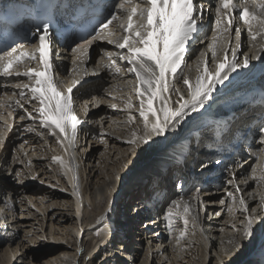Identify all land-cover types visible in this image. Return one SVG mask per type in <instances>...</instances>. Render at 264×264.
I'll return each instance as SVG.
<instances>
[{
  "label": "bare ground",
  "instance_id": "obj_1",
  "mask_svg": "<svg viewBox=\"0 0 264 264\" xmlns=\"http://www.w3.org/2000/svg\"><path fill=\"white\" fill-rule=\"evenodd\" d=\"M207 5H210L209 0H207ZM205 20V15H203V21L205 22ZM210 21L211 19L209 18V26H206L195 41L187 46L188 51L184 57V64L176 76V86L183 88L182 79L191 77L201 68V55L195 60L194 57H196L201 48L205 46V40L207 38L206 33L210 28ZM233 27L236 29V26ZM233 27L231 30H233ZM222 36L225 43H228L230 39V42L232 41L233 34L231 31L229 34H223ZM239 36L243 38V48H246L248 38L250 37L249 34L245 33L244 29H240ZM103 47L109 50L112 60H115L118 64L120 63L121 72L126 71L127 66L125 67L123 65V59L119 58L118 49L108 44H104ZM119 51L122 52L120 49ZM95 52H98L97 48ZM69 54L67 44L64 48L55 45L54 67L57 70L56 73L61 76V79L67 77L66 70L69 66ZM205 59L208 61L206 57ZM110 63L111 60L109 58L105 59L102 66L98 67V71L101 72L100 78L91 80L86 86L74 92V101L77 103L76 106L81 109L84 119V123L79 127L77 135L79 131H82L84 139H88L92 144L105 143L108 146L110 145V149L118 148L120 151L124 145H130L124 152L133 148H135L136 151L140 149V153H135L136 157L138 155H144L143 157H139V159L147 161L152 155L150 148L160 145L159 151L155 152L153 156V160L155 159L154 162H148L144 169L138 170L137 173L130 177L127 172L131 170L130 168L134 166L135 162L120 169L118 178H115L113 173L108 179L100 175H94L96 178L94 182L89 179V176L78 174L76 164L73 166L74 170L68 165L71 168L69 171L65 168L64 163L54 160L53 157L60 156L66 163V160L70 158L72 154V158L78 160L76 157L78 148L77 139L71 143H68L67 139H65L63 144H61L57 137H52L50 135L49 129L43 128L38 122L27 118L24 120L19 119L24 113L22 109L15 106V100H21L29 111H32L36 106L35 104L29 105L28 99H30V97H21V89L17 87V85L30 83V80L15 84L3 83L0 85V140H3V143L0 144V174L3 173L4 167L9 169L7 170L5 168L6 172H9V174H11L12 171L19 174L22 171L20 162L25 164L26 158L29 161V157L33 153L42 158L44 154L41 148L45 146L44 144H48L51 149V151L49 150V153H51L50 157L55 164L53 161L41 160H38L40 162L36 163L37 159H34L36 160L34 161V168H30V165L27 166V168L30 171H34L37 164H40L38 171H41L43 176L46 175L47 178H51L53 176L49 174L50 172L45 171L43 168L44 166H41L46 162H50L49 165L54 166V169L58 173L55 174V176L57 175V181H61V183L66 185L67 190L59 187L52 181L51 183L46 179L43 180L38 178L40 177L38 176L39 173L36 174V178L34 179L39 182L38 184L36 183L38 185L36 187H29L27 185L16 186L13 183L10 184L0 180V212L3 209L4 212H6V218L3 219V217H0V222L16 217L14 202L17 199L21 201L23 197H28L29 201L34 199L33 204L36 205V207L37 205L39 207V204L45 205V210L49 205L58 207L60 204L58 200L60 198L66 200L70 199L68 202L72 203V205L70 204L71 209L73 213H75L73 216L74 218L76 217L80 225L78 232H81L82 237L85 235L91 238L88 242L87 249H85L86 251H83V253L84 256L90 254L93 260L90 263L79 261L78 264H111V258L108 262L107 259H100L99 255L93 256V253L98 249H100L99 253L104 249H108L114 240L118 241L116 243L120 244V247H124L125 245V251L122 254L125 253L127 256L137 257L138 253L130 244V238L133 232L137 233L138 237L141 236V238L146 236V239H150L151 242H154L153 245H157L158 243L163 244L162 253H166L169 257L168 259L172 260L171 264H175V260L169 256V249L172 247V242L174 243L176 241L178 247H182L183 242L180 238V232L184 229L183 207L184 205H189L192 208L190 215L194 217V224L190 222L188 228L197 231L203 245H207L210 252L212 251L211 258L206 263L204 258L205 254L203 252L206 250L205 247L202 246V259L200 260V264H211L212 259H215L214 264H264V262H259V259L257 260V256L264 251V226L260 230L262 239L258 236L257 238L259 239L255 240L251 237L252 234L248 237L243 236V227L245 225L247 212H252L251 216L256 217V221L260 219V209L263 202L261 197L264 196V182L252 180L251 177L247 179V177L244 176L246 173V171H244L245 168L239 169L242 161L246 159V157H244V151L235 154L233 158H228L221 167H203L211 157V153L208 151L209 149L205 146V143L206 140H210L209 136L212 132L209 134L208 127H204L203 129H198L200 131H197L195 134V127H197L198 124L194 122L195 119H193L192 122L191 114L178 128L170 130L166 135L153 136L148 143H144L142 138L146 130L143 127L142 118L133 111H131L132 115L127 118L124 112L119 110L114 111L107 105V102H110L112 106L115 105L117 109L121 108V110H123L125 107L127 108V102L129 98H131L135 107L130 110L138 108V99L135 95L133 85L136 78L128 76L120 79V73H117L115 68L109 67ZM251 86H253L252 82L246 84L241 89L240 94L235 93L228 99L229 101L237 98L238 101H242L235 105V108L239 110L241 108L240 112H243L242 116L246 119V124L243 126H247L248 123L253 120L254 116H258L260 110L259 106L251 107V95L243 97L244 93H248L247 89ZM171 95L172 98L168 103L174 108L178 107L179 105L176 102L180 97H176L175 92H172ZM100 102H106V105H102L103 107H100L102 109L99 115H96L100 108L92 110L90 106L95 104L97 106ZM235 108H233V110H235ZM229 111V108H222L221 111L215 113L214 116L219 118L220 116L218 115H226ZM131 117H135V120H132ZM130 119L131 121H135V123L130 125ZM29 129L32 130L30 131ZM174 131L175 133L170 134ZM255 135H257L256 130L250 137L246 138L245 144L247 145ZM58 136L60 139H63L60 134H58ZM162 137H164V139ZM132 140L136 142L130 143L129 141ZM163 142H168V144L164 145ZM254 147L256 149L258 145ZM27 148H29L28 152H26ZM23 152H25V154ZM29 152L30 154H28ZM93 157H95V154L90 155L88 160H91ZM191 172L195 173L197 176L191 178L192 180H190L188 176ZM64 174H66V179L63 176ZM227 174H230V180L227 179ZM212 178H216V180L222 178L223 181L218 184L210 185L208 182L211 181ZM148 179H150L149 183H147ZM178 179H184L185 183L188 185L190 183H194L196 186L201 185L203 190L201 193L195 194L194 198H192L190 197L188 188L187 193L181 201H179V198L176 199L178 189L177 186H175V181ZM229 181L232 182L229 183ZM140 184L148 186V188L146 189V186L141 193L138 191ZM127 188L129 191H127ZM55 189L68 191L70 195H66L64 198V195L54 191ZM236 192L242 194L246 210L244 205L240 204L239 198L236 199ZM229 193L233 195L229 196ZM129 195H132L131 198L128 197ZM134 196H136V201L133 200ZM226 198L229 201L226 200ZM8 199H10V201L12 200V202H8ZM37 199L41 200V202H35ZM62 199L60 201H62ZM121 199L124 200L122 204L120 203ZM49 200H51L49 202L51 204H44V201ZM223 206L228 208V214L222 211ZM170 208L175 214L172 220L174 227H169L167 213ZM203 208L208 210L212 215L215 214L217 218L209 219L205 217L202 212ZM40 209L42 210L43 208ZM112 209H115L114 213L118 210V214H120L118 215L120 216L118 219L120 224L118 223L115 225L116 219L113 218L111 213ZM30 210L29 208V212L27 211L28 214H31ZM20 215L22 217L25 213L20 210ZM55 215L56 213L52 214V218H54ZM143 216H151V222L146 221L147 223H144V221H141ZM72 219V216L59 215V221L63 224ZM15 220L16 221L12 223V227H16V233L12 237H9L6 242H9L10 245L15 244L16 248H25L26 244L22 242L19 236V230H21L20 228L24 222L17 219ZM142 223L144 224L142 225ZM87 226L88 228L82 230V227ZM151 227L153 230H151ZM256 227L257 226H255V228ZM28 231L30 232L31 229L26 232ZM111 232L113 234L112 236ZM116 234H119L122 240L115 238ZM100 235L101 237H99ZM63 248L64 245H54L50 250L44 251L42 253L45 257L43 262L49 263L55 258H60L62 254H66L67 250ZM106 252L108 251L106 250ZM4 262L6 264L9 263L7 260H4ZM166 262H168V260H166L164 264ZM112 263L115 264L114 262ZM38 264L43 263L40 261ZM75 264H77V262Z\"/></svg>",
  "mask_w": 264,
  "mask_h": 264
},
{
  "label": "snow or ice",
  "instance_id": "obj_2",
  "mask_svg": "<svg viewBox=\"0 0 264 264\" xmlns=\"http://www.w3.org/2000/svg\"><path fill=\"white\" fill-rule=\"evenodd\" d=\"M115 7L116 13L96 26L95 35L85 43L90 45L97 39L107 40L109 37H116L112 42L122 50L119 58L128 62L130 65L128 72L133 73L136 78L134 90L139 100L138 115L142 118L143 127L146 130L142 138L144 143H148L153 136L166 135L170 130L178 128L191 113L203 109L211 100L217 86L222 85L229 78L230 72L246 67L250 62L247 56H244L241 62L236 56L235 48L231 49L232 58L229 59L225 53L223 59L215 65L214 70L209 69L208 61L205 60L201 74L195 82L188 78L182 79L183 85L189 91V96L185 98V94L175 87V80L178 70L184 64L187 45L201 30L204 5L200 0H139L136 3L133 0H120ZM256 7L264 13V4ZM120 14H123V20ZM237 15L239 20L247 25L246 31L253 41L264 33V15L250 11L247 7L237 9L233 0H219L215 9L216 32L229 34ZM114 21H118L117 29L122 33L119 36H116V32L109 27ZM257 24L259 27L255 26ZM235 32L238 40L240 29L236 28ZM35 35L38 43L32 49L27 50L24 45H17L0 54V75L23 76L30 80V83L17 85V87L21 89L20 96L30 97L29 105L36 106L29 111L21 100H15V106L22 109L24 113L19 119L27 118L36 121L43 128L49 129L61 144L65 139L71 143L76 139L78 126L82 123L73 107L74 89L81 81L76 80L72 86L67 87L66 91L62 90L54 77L53 44L49 26L45 25L42 29H38ZM77 47L81 46L77 45ZM210 47L212 48L211 56L215 58L217 47H222L217 35L212 37ZM109 59L111 60L109 67H114L115 71L120 73L121 68L116 66V61L111 59V54ZM31 62H35V66L29 67L28 64ZM20 67L26 70L21 72ZM170 92H176L180 97L176 102L178 107L174 108L168 103L171 97L170 95L166 97L165 94ZM156 101L160 102L159 106L155 103ZM133 107L135 105L129 98L127 108ZM131 119L135 120V117ZM58 134L63 139H60ZM260 138L264 143V129L260 131ZM2 143L3 140H0V144ZM53 159L64 163L65 168L71 170L62 157L55 156ZM258 159L262 163L258 168L252 169V179L264 182V155ZM232 195L229 193V196ZM261 199L264 200V196ZM239 202L246 210L243 196L239 198ZM191 212V206L184 205V229L180 232L181 239L187 235L189 223L194 224ZM167 216L169 227H174L172 220L175 214L171 208ZM256 219L249 215L243 227L244 237L252 234Z\"/></svg>",
  "mask_w": 264,
  "mask_h": 264
},
{
  "label": "rangeland",
  "instance_id": "obj_3",
  "mask_svg": "<svg viewBox=\"0 0 264 264\" xmlns=\"http://www.w3.org/2000/svg\"><path fill=\"white\" fill-rule=\"evenodd\" d=\"M95 106L96 104L90 107L93 110ZM101 109L102 108H100V110L97 112L96 115H99V112L101 111ZM175 131L170 134L175 133ZM164 137L162 138L164 139ZM76 139H77L76 141H77V147H78L77 151L75 150L77 153L75 154L78 159L76 160L77 173L87 175V177L89 176V179H91V181L93 182L96 180L94 175H100L101 177H105L106 179H108L110 175H112L113 173L114 177L118 178L120 169H123L127 165L132 164L133 162H135V164L132 168H130L131 169L130 171L128 170L127 174L129 175V177L134 175L135 173H137L138 170L142 168L144 169L147 166L148 162H151V163L154 162L155 159L153 160V156L155 152L159 151V148H160V145L154 146V148H150V151H152V155L147 161V160L139 159V157H143L144 155L142 156L138 155L136 157L135 153L137 154L140 153L141 151L140 149H138L137 151L135 150V148L129 149L127 150L128 154L127 152H124L125 149L130 147V145L129 146L124 145V147L121 148L122 149L121 151L118 148L110 149V145L108 146L105 143H99V144L94 145L88 139H84V134L82 133V131L81 132L79 131V134L77 135ZM163 143L164 145L168 144V142H163ZM44 145H45L44 146L45 150H44V147L41 148L42 153L44 154L42 158H40V156H36V154L33 153L29 157V161L26 158L25 164L20 162L22 171L19 173V175H17L13 171L11 174H9V172H6V169L7 170L9 169L7 167H4L3 173L0 174V180L6 181L10 184L13 183L16 186L27 185L29 187L31 186L36 187L38 186L37 184L39 182H37L34 179L36 178V174L39 173L38 176L40 177L38 178L43 179V180L46 179L47 181H50V182L52 181L53 183L57 184L59 187L67 190L66 185L61 183V181H57V178H56L57 175L55 176V174H58V173L54 169V166L49 165L50 162L53 161L50 157L51 153H49V150L51 151V149L48 144H44ZM28 151H29V148H27L26 152ZM23 153L25 154V152ZM28 154H30V152ZM93 154H95V157H93L91 160H88L89 156ZM34 159H37V161ZM38 160L50 161L49 163L46 162L45 164L41 166L42 167L44 166L43 167L44 170L50 172L49 174H51L53 177L47 178L46 175L43 176L41 171H38V167L40 164H37V167L34 171H30L27 168V166L29 165H30V168H34V161H36V163L40 162ZM23 176H26V177L22 178ZM215 179L216 178H212L211 181ZM149 180L150 179H148L147 183H149ZM211 181H209L208 183L210 185H214L211 183ZM222 181L223 180L221 178L220 180L217 181L216 184L221 183ZM146 186L147 185L140 184L138 187V191L141 193L142 190H144ZM43 187H46V186H43ZM147 188L148 186L146 187V189ZM48 189H51V188H48ZM60 190L55 189L54 191H57L63 194L64 198L66 197V195H70L68 191H64V190L60 191ZM127 191H129L128 188H127ZM131 196L132 195H129L128 197L131 198ZM135 198L136 196H134L133 198L134 201H136ZM28 199H29L28 197H23L21 201L17 199L14 202L16 217L13 219L12 218L6 219L5 221L2 220L0 222V264H6L4 260H7L9 262L7 264H38L40 261L43 264H75L76 262L78 264L79 261L80 262L85 261V263H88V262L90 263L93 260V257L90 256V254L84 256L83 251L84 252L86 251L85 249H87L88 242L91 238L90 236H85V235H83L82 237L81 232H78L80 225H79V222L76 220V217L74 218L73 216L75 213H73L71 209L72 203L68 202L70 199L66 200V199L60 198L58 200V202L60 203V204L58 203L59 204L58 207L49 205L51 204L49 203L51 200L44 201V204L49 205V207L46 210L44 209L45 205L43 206L39 204V207L42 206L40 208H43L41 210L38 207V205L36 207V205L33 204L34 199L32 201H29ZM61 199L62 201H60ZM41 200L43 201L42 198ZM41 200L37 199L35 202L39 203L41 202ZM8 202H12V200L10 201V199H8ZM123 202L124 200L121 199L120 203L122 204ZM28 207L31 209L30 210L31 214H28L29 212ZM225 208L226 206H223L222 211L228 214V211H226ZM20 210L25 213V215H23L22 217L20 215ZM114 211L115 209H112L111 213L113 215V218L116 219L115 225H117L118 223L120 224L118 220L120 217L118 215L120 214H118V210L115 213ZM202 212H203V215H205V217H208L209 219L217 218L215 214L212 215L208 210H205L204 208ZM55 213H56L55 217L52 218V214H55ZM62 214L68 217L72 216L73 219L63 224L59 221V215H62ZM0 217H3V219L6 218V212H4V209L0 212ZM15 219L20 220L21 222H24L20 228L21 230H19L20 231L19 236L22 242L26 244L25 248L24 247L16 248L15 244L10 245L9 242H6L9 237H12L16 233V227H12V223L16 221ZM151 219H152L151 216L150 217L143 216L141 221H144V223H147L146 221H150ZM144 223H142V225ZM84 228H88V226L82 227V230H84ZM29 229H31V231L26 232ZM151 230H153L152 227H151ZM112 235L113 234L111 232V236ZM99 237H101V235ZM115 238L121 239L119 234H116ZM140 238L141 236L138 237V234L134 232L132 233L131 238H130L131 239L130 244L133 246L134 250H136V252L138 253L137 257L127 256V254L125 253L122 254L125 251V245L124 247H120V244L116 243L118 241H115L114 239H113L114 240L113 243L110 244L108 249L102 250L101 253H99L100 249H98L93 253V256L99 255L100 259L101 258L103 260L107 259L108 262L111 258L112 262H114L115 264H164L166 260H168V262H166L165 264L172 263V260L168 259L169 258L168 255L166 253H162V250L164 247L163 244L158 243L157 245H153L154 242H151L150 239H146V236L142 237L143 239L142 238L140 239ZM181 241L183 242L181 248L178 247V244L176 241L174 243L172 242V245H171L172 247L169 249V253H170L169 256L173 260H175V264H200V260L202 259L201 257L202 246H204L206 250V251H203L205 254L204 255L205 262L207 263L210 260L212 251L210 252L207 245H203V242H201L202 240L199 234L194 229L191 230L190 228H188L187 235L183 239H181ZM74 243H75V246H74ZM54 245L55 246L64 245L63 249L67 250L66 254H62L60 258H55L49 263L47 262L44 263L43 259L45 257L42 255V253L44 251L50 250L51 248L54 247ZM172 248H173V251H172ZM106 250L108 252H106ZM175 258L179 260H176ZM112 262L111 264H113ZM212 263L213 264L215 263V259H212L211 264Z\"/></svg>",
  "mask_w": 264,
  "mask_h": 264
},
{
  "label": "trees",
  "instance_id": "obj_4",
  "mask_svg": "<svg viewBox=\"0 0 264 264\" xmlns=\"http://www.w3.org/2000/svg\"><path fill=\"white\" fill-rule=\"evenodd\" d=\"M217 181H218V180L215 179V180L211 181V183H212V184H216Z\"/></svg>",
  "mask_w": 264,
  "mask_h": 264
}]
</instances>
